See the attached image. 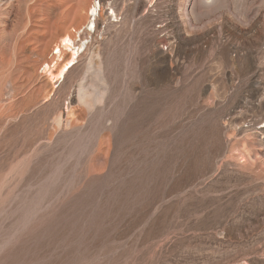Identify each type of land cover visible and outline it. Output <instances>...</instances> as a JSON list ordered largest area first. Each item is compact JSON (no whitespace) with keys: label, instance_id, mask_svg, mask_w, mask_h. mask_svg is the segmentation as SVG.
I'll use <instances>...</instances> for the list:
<instances>
[{"label":"rangeland","instance_id":"1","mask_svg":"<svg viewBox=\"0 0 264 264\" xmlns=\"http://www.w3.org/2000/svg\"><path fill=\"white\" fill-rule=\"evenodd\" d=\"M24 1L0 0V264H264V0H92L95 30ZM65 29L33 100L50 67L15 45Z\"/></svg>","mask_w":264,"mask_h":264},{"label":"bare ground","instance_id":"2","mask_svg":"<svg viewBox=\"0 0 264 264\" xmlns=\"http://www.w3.org/2000/svg\"><path fill=\"white\" fill-rule=\"evenodd\" d=\"M93 2L92 0H78L77 3L78 24L85 25L90 30H95V17L100 8V3L97 4ZM1 6H3V4H1ZM21 7H18V10L22 11L23 9L25 11L26 15L28 16V24L33 14V4L29 3V1L26 0L24 2H21ZM1 14L2 13H0V15ZM27 24L25 25V28L28 26ZM27 42L28 41H21L19 44H16L13 50V54L15 57H17L19 62L26 58L34 59V64L28 70H26L29 79L37 80L38 77H40L38 72V69L40 67H50L48 69L49 76L46 78L41 77L39 85L31 92V98L33 100H37L41 96L43 90L45 91L47 89H50V91H52L54 89L52 84L53 80L65 77V72L69 69V67H71L72 63L79 54V50L82 49L84 44H80L76 48L75 35L69 29L63 30L58 38L50 37L46 42H41L40 50H36L27 45ZM69 48H72L71 52L67 51V49ZM55 49L58 51V55L53 56V60H49V55ZM10 62L11 59H9L5 55V53L0 50V73H2V69L8 68ZM52 63L55 64L51 67L50 65Z\"/></svg>","mask_w":264,"mask_h":264}]
</instances>
